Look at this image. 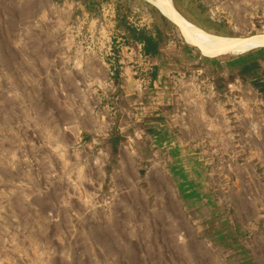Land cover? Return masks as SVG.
Wrapping results in <instances>:
<instances>
[{
	"label": "rangeland",
	"instance_id": "obj_1",
	"mask_svg": "<svg viewBox=\"0 0 264 264\" xmlns=\"http://www.w3.org/2000/svg\"><path fill=\"white\" fill-rule=\"evenodd\" d=\"M172 2L264 33V0ZM143 4L160 59L114 42ZM258 49L203 56L146 0H0V264H264Z\"/></svg>",
	"mask_w": 264,
	"mask_h": 264
},
{
	"label": "bare ground",
	"instance_id": "obj_2",
	"mask_svg": "<svg viewBox=\"0 0 264 264\" xmlns=\"http://www.w3.org/2000/svg\"><path fill=\"white\" fill-rule=\"evenodd\" d=\"M179 30L186 43L196 47L206 57L240 54L264 47V33L248 36H227L205 31L187 20L172 0H146Z\"/></svg>",
	"mask_w": 264,
	"mask_h": 264
},
{
	"label": "crops",
	"instance_id": "obj_3",
	"mask_svg": "<svg viewBox=\"0 0 264 264\" xmlns=\"http://www.w3.org/2000/svg\"><path fill=\"white\" fill-rule=\"evenodd\" d=\"M140 8L143 9V11L145 10L147 13L144 17L146 19L145 22L140 23L138 26H133L129 22L121 20L123 18L117 19L115 24L117 39L114 40V42L127 45L125 47L133 45V47H137L139 55L143 54L144 56L148 55L152 58L160 59L166 44L164 41L166 34L163 31V28H160L157 24H155V21L152 20L154 14L151 11L150 6L143 4ZM132 10L135 12L138 10V7ZM160 67L161 66H158V64L153 67L154 77H162V70ZM157 71H159V74L156 73ZM115 76H118V71H115Z\"/></svg>",
	"mask_w": 264,
	"mask_h": 264
},
{
	"label": "trees",
	"instance_id": "obj_4",
	"mask_svg": "<svg viewBox=\"0 0 264 264\" xmlns=\"http://www.w3.org/2000/svg\"><path fill=\"white\" fill-rule=\"evenodd\" d=\"M258 53V57L264 60V48H259L258 50H256ZM249 60L250 63L244 64L243 65V70H248L250 68H254L256 67L257 63L255 61V57L254 56H250V55H245L241 58H239V60H233L232 63H242Z\"/></svg>",
	"mask_w": 264,
	"mask_h": 264
},
{
	"label": "built area",
	"instance_id": "obj_5",
	"mask_svg": "<svg viewBox=\"0 0 264 264\" xmlns=\"http://www.w3.org/2000/svg\"><path fill=\"white\" fill-rule=\"evenodd\" d=\"M109 56L111 55L112 56V52H110V49H109V54H108Z\"/></svg>",
	"mask_w": 264,
	"mask_h": 264
}]
</instances>
